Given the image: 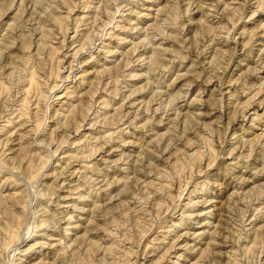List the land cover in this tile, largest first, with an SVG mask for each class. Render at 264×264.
<instances>
[{
    "label": "rangeland",
    "instance_id": "1",
    "mask_svg": "<svg viewBox=\"0 0 264 264\" xmlns=\"http://www.w3.org/2000/svg\"><path fill=\"white\" fill-rule=\"evenodd\" d=\"M0 150V264H264V0H0Z\"/></svg>",
    "mask_w": 264,
    "mask_h": 264
},
{
    "label": "bare ground",
    "instance_id": "2",
    "mask_svg": "<svg viewBox=\"0 0 264 264\" xmlns=\"http://www.w3.org/2000/svg\"><path fill=\"white\" fill-rule=\"evenodd\" d=\"M155 95V94H154ZM30 100V99H29ZM250 104V103H249ZM252 105V104H251ZM115 124V123H114ZM2 130V129H1ZM4 145V144H3ZM1 151V150H0ZM100 151V150H99ZM68 164V163H67ZM159 189V188H158ZM36 192V191H35ZM258 212V211H257ZM229 230V229H228ZM250 231V230H249ZM237 235V234H236ZM17 243V242H16ZM70 247V246H69Z\"/></svg>",
    "mask_w": 264,
    "mask_h": 264
}]
</instances>
